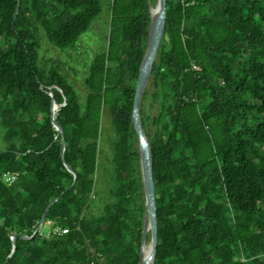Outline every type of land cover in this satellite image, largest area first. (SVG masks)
<instances>
[{
    "label": "trees",
    "instance_id": "trees-1",
    "mask_svg": "<svg viewBox=\"0 0 264 264\" xmlns=\"http://www.w3.org/2000/svg\"><path fill=\"white\" fill-rule=\"evenodd\" d=\"M17 2L0 0V264H139L147 212L132 110L154 0L112 1L109 49L89 63L84 96L62 63L42 60L40 33L72 46L100 0H21L13 21ZM140 112L157 195L153 264H264V0H167ZM56 197L49 230L32 236Z\"/></svg>",
    "mask_w": 264,
    "mask_h": 264
},
{
    "label": "water",
    "instance_id": "water-1",
    "mask_svg": "<svg viewBox=\"0 0 264 264\" xmlns=\"http://www.w3.org/2000/svg\"><path fill=\"white\" fill-rule=\"evenodd\" d=\"M20 4H21V0H18L13 15V21H15L17 17V14L20 9ZM166 23H167V0H158L157 6L155 8L151 7V23L149 26L148 45L138 73V78L135 88L134 104L132 110V121L139 138L141 167H142V174L144 181L146 212H147L144 218V228L142 234V244H141L139 264H153L158 247L159 233H158V213H157V199H156L157 195H156V186H155V179L153 173V159H152L150 141L146 135L142 123L140 107H141V102L145 88L152 75L153 66L157 58L159 47L161 45L163 36L166 31ZM53 88H54L53 86L48 87L49 94L51 95V100L48 107V114L52 120L53 125L62 134L61 153H63L66 146V131L63 124L59 121L56 115L50 111L51 104L56 103ZM66 167L68 168L69 171H71L74 174L75 176L74 179L76 180L77 172L74 169V167L69 163H66ZM73 184L74 183H72V185ZM58 198L59 197L53 199L50 202V204L47 206L46 210L44 211L41 217L40 223L32 236H34L41 230L49 208ZM147 219H149V225H147ZM149 232H151V238L149 243L151 246V251L149 255H147V257L143 259L142 248L144 243L146 242L147 235ZM16 237H17L16 235L13 236V242H14L13 251L16 248ZM21 237L28 238L29 236L22 235Z\"/></svg>",
    "mask_w": 264,
    "mask_h": 264
},
{
    "label": "rangeland",
    "instance_id": "rangeland-1",
    "mask_svg": "<svg viewBox=\"0 0 264 264\" xmlns=\"http://www.w3.org/2000/svg\"><path fill=\"white\" fill-rule=\"evenodd\" d=\"M113 0H100L102 5L101 14L94 20L88 30L83 33L79 39L70 47H58L51 43L45 34L40 33L41 48L40 53L42 60L47 66L54 64V62L62 63V71L68 79L76 86L81 95H86V87L84 78L87 74L89 63L97 53H107L110 42L111 25V5ZM158 0H154L152 8L157 6ZM146 102L145 109L152 114L155 109ZM101 139L100 150V165L99 176L103 177L102 184H108V172L110 169L109 158L111 156V133L104 130ZM220 132V125L217 123L215 134ZM7 142L4 140V127L0 124V150L7 148ZM102 201L99 198L97 202ZM43 226V225H42ZM49 225L45 224L42 227L43 232L49 230ZM146 243H150L146 241Z\"/></svg>",
    "mask_w": 264,
    "mask_h": 264
},
{
    "label": "bare ground",
    "instance_id": "bare-ground-1",
    "mask_svg": "<svg viewBox=\"0 0 264 264\" xmlns=\"http://www.w3.org/2000/svg\"><path fill=\"white\" fill-rule=\"evenodd\" d=\"M57 108H58L57 104H56V103H53V104H52V107H51V112H52L53 114H55ZM147 225H149V219H147ZM150 251H151V246H150V244H149V243L146 244V242H145L144 245H143V248H142L143 259H145V258L147 257V255H149Z\"/></svg>",
    "mask_w": 264,
    "mask_h": 264
},
{
    "label": "built area",
    "instance_id": "built-area-1",
    "mask_svg": "<svg viewBox=\"0 0 264 264\" xmlns=\"http://www.w3.org/2000/svg\"><path fill=\"white\" fill-rule=\"evenodd\" d=\"M193 67L195 69H197V70L200 69V67L198 65H196V64H194ZM15 179H16V175L15 174H9V173L5 174V180L8 181L9 183H12ZM62 232L63 233L68 232V228L62 229Z\"/></svg>",
    "mask_w": 264,
    "mask_h": 264
}]
</instances>
